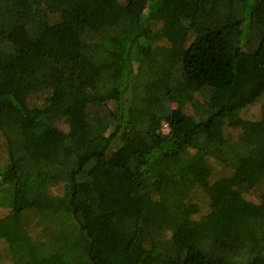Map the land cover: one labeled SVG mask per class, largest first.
I'll return each instance as SVG.
<instances>
[{
	"label": "trees",
	"instance_id": "trees-1",
	"mask_svg": "<svg viewBox=\"0 0 264 264\" xmlns=\"http://www.w3.org/2000/svg\"><path fill=\"white\" fill-rule=\"evenodd\" d=\"M0 72L9 264H264V0H0Z\"/></svg>",
	"mask_w": 264,
	"mask_h": 264
},
{
	"label": "rangeland",
	"instance_id": "rangeland-1",
	"mask_svg": "<svg viewBox=\"0 0 264 264\" xmlns=\"http://www.w3.org/2000/svg\"><path fill=\"white\" fill-rule=\"evenodd\" d=\"M0 76H1V78H3V79H0V85H2V87H3L5 85L4 83H6L7 81L4 78V75L1 74V72H0ZM260 106H262V105L258 104L256 106H254L253 108H251L247 111H244L242 113V116L245 118H253V119L258 118L259 113H260V108H261ZM164 130H165V132H167L166 128ZM0 158H1L2 163H6L7 149H6L5 143H3L2 137H0ZM214 172H215L216 178L219 177L220 179H223V180L229 179L228 181H230V182H227L229 184L234 183L236 178H237V176L231 178L229 173L224 171L220 166L214 165ZM234 178H235V180H234ZM53 192L56 194H61L60 190L58 191V190L54 189ZM213 195L215 196L216 194H213ZM219 195H221V194H219ZM262 196L264 197V180L259 184V186H257V188H255L251 192H248L247 194H245V198H246L248 204L246 206H244L243 209L253 210L254 207L253 206L250 207V204H254V205L260 204L263 200ZM219 198H221V196ZM194 199H195L194 203H196L201 208L202 213H205L208 210L207 207H209L210 199L207 198L204 195V193L201 191L196 192ZM9 213H10V210L8 208H0V219L5 217ZM8 259H9V255H8V250H7V244L3 240H1L0 241V264H9Z\"/></svg>",
	"mask_w": 264,
	"mask_h": 264
}]
</instances>
